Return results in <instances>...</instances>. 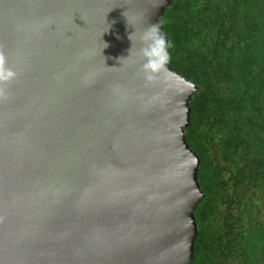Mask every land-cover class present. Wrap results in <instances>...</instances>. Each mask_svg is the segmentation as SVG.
I'll return each mask as SVG.
<instances>
[{
  "label": "water",
  "instance_id": "water-1",
  "mask_svg": "<svg viewBox=\"0 0 264 264\" xmlns=\"http://www.w3.org/2000/svg\"><path fill=\"white\" fill-rule=\"evenodd\" d=\"M173 1L0 0V264L193 263L198 87L141 70Z\"/></svg>",
  "mask_w": 264,
  "mask_h": 264
},
{
  "label": "trees",
  "instance_id": "trees-1",
  "mask_svg": "<svg viewBox=\"0 0 264 264\" xmlns=\"http://www.w3.org/2000/svg\"><path fill=\"white\" fill-rule=\"evenodd\" d=\"M168 67L197 85L186 137L201 158L192 264H264V0H174Z\"/></svg>",
  "mask_w": 264,
  "mask_h": 264
},
{
  "label": "clouds",
  "instance_id": "clouds-1",
  "mask_svg": "<svg viewBox=\"0 0 264 264\" xmlns=\"http://www.w3.org/2000/svg\"><path fill=\"white\" fill-rule=\"evenodd\" d=\"M143 47L140 49L144 62L141 70L146 80H152V74L157 71V58H164L167 62V49L169 43L166 36L160 32L157 25H149L142 36ZM18 76L17 71L9 66L8 57L3 50H0V100L9 98L8 85L11 84Z\"/></svg>",
  "mask_w": 264,
  "mask_h": 264
}]
</instances>
